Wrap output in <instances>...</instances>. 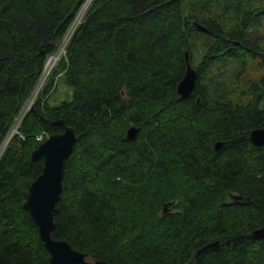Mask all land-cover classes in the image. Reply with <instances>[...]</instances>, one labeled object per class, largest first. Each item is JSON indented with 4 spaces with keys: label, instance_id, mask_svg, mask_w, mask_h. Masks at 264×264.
<instances>
[{
    "label": "trees",
    "instance_id": "obj_1",
    "mask_svg": "<svg viewBox=\"0 0 264 264\" xmlns=\"http://www.w3.org/2000/svg\"><path fill=\"white\" fill-rule=\"evenodd\" d=\"M85 1L0 0V145ZM85 15L0 157V264L49 263L24 203L57 121L77 142L52 238L105 264H264V0H91ZM62 79L70 99L52 104Z\"/></svg>",
    "mask_w": 264,
    "mask_h": 264
},
{
    "label": "water",
    "instance_id": "obj_2",
    "mask_svg": "<svg viewBox=\"0 0 264 264\" xmlns=\"http://www.w3.org/2000/svg\"><path fill=\"white\" fill-rule=\"evenodd\" d=\"M194 26L201 31H206V28L201 24L194 23ZM196 79L197 72L191 66L189 53L186 51L184 75L177 85V93L181 98H187L192 94ZM55 123L62 126V131L50 134L32 152V159L43 158V169L41 174L30 184L24 208L36 223L39 237L49 252L48 264H105V262L97 261L94 257L72 248L65 240L52 238L51 233L55 228L54 214L59 213L56 204L59 202L62 192L65 163L77 142V135L73 127L65 125L63 121ZM136 132V127H130L127 131L128 138L133 139ZM250 140L255 145L264 146V128L253 129L250 132ZM222 145L223 142H217L215 149L219 150ZM232 197L240 199L236 195H232ZM251 236L254 239L264 238V227L254 229Z\"/></svg>",
    "mask_w": 264,
    "mask_h": 264
},
{
    "label": "built area",
    "instance_id": "obj_3",
    "mask_svg": "<svg viewBox=\"0 0 264 264\" xmlns=\"http://www.w3.org/2000/svg\"><path fill=\"white\" fill-rule=\"evenodd\" d=\"M86 6V9H85V11H84V15H85V12H86V10L89 8V6H90V3H89V1L88 0H86L85 1V3L83 4V6H82V9L78 12V14L84 9V7ZM78 14H77V16H78ZM84 15H83V17H84ZM77 16H76V18H77ZM82 17V18H83ZM70 37L68 36V34H66L65 35V37H64V39H63V41H62V48H61V50H63V47H64V45L66 44V42L68 41V39H69ZM56 62H57V57H51L50 59H49V61L47 62V65H46V68H45V72H44V75H43V77H42V80H45L46 79V77H47V75L49 74V72L51 71V69H53L54 68V66L56 65ZM43 82V81H42ZM32 102H33V99L32 100H28L27 101V104H26V106H25V111H27L30 107H31V105H32ZM22 117H23V115H22ZM22 119V118H21ZM19 122H20V120H18V124H19ZM16 130H15V132H13V130L11 129V131L8 133V135L5 137V139H4V141L2 142V144H1V146H0V156H1V154L3 153V151L5 150V148H6V146L8 145V143L10 142V140L12 139V137H13V135L14 134H16ZM45 135H46V133L43 131L42 133H40L37 137H36V140L37 141H41V140H43L44 139V137H45Z\"/></svg>",
    "mask_w": 264,
    "mask_h": 264
},
{
    "label": "rangeland",
    "instance_id": "obj_4",
    "mask_svg": "<svg viewBox=\"0 0 264 264\" xmlns=\"http://www.w3.org/2000/svg\"><path fill=\"white\" fill-rule=\"evenodd\" d=\"M79 11H80V10H79ZM79 11H78V12H79ZM78 12H77V14H78ZM77 14H76V16H77ZM76 16H75V17H76ZM74 19H75V18H74ZM249 72H250V74H251L252 76H254L253 78H255L256 75H259L260 72H262V70L259 69L258 66L253 65V66L250 68ZM39 80H40V78H39ZM39 80H38V81H39ZM38 83H41V81L38 82ZM38 88H39V86H36V87L34 88V90H33V92L31 93L29 99L34 98V95H35V93L37 92ZM70 94H71L70 88L64 83V79H62V80L59 81V83H58V88H57V90L55 91V93L53 94V96L51 97L50 102H51L52 104H58L60 101H63V100H69V99H70ZM20 114H21V112H20Z\"/></svg>",
    "mask_w": 264,
    "mask_h": 264
},
{
    "label": "bare ground",
    "instance_id": "obj_5",
    "mask_svg": "<svg viewBox=\"0 0 264 264\" xmlns=\"http://www.w3.org/2000/svg\"><path fill=\"white\" fill-rule=\"evenodd\" d=\"M89 3L91 2V0H88ZM85 3V2H84ZM83 6V5H82ZM82 9V7L80 8V10ZM86 9V6L84 7V9L78 14L77 18L75 17V19L73 20V22L71 23V25L68 28V31L66 34H68L69 37H71L74 33V31L76 30V28L78 27V25L81 24V22L83 21V15H84V11ZM87 11V10H86ZM86 14V12H85ZM86 16V15H85ZM83 17V18H82ZM69 42V41H68ZM58 48V47H57ZM59 51H56V54H58ZM42 82V80H41ZM31 100V99H30ZM25 112V111H24ZM25 116V115H24ZM22 118V113L19 115L18 118H16V122L13 123V127L12 130L13 132H15V130L17 131V127H18V120H21ZM19 129V128H18Z\"/></svg>",
    "mask_w": 264,
    "mask_h": 264
},
{
    "label": "flooded vegetation",
    "instance_id": "obj_6",
    "mask_svg": "<svg viewBox=\"0 0 264 264\" xmlns=\"http://www.w3.org/2000/svg\"><path fill=\"white\" fill-rule=\"evenodd\" d=\"M230 199H231V201H234V202H237V203H239V199H235V198H233L232 196L230 197Z\"/></svg>",
    "mask_w": 264,
    "mask_h": 264
}]
</instances>
